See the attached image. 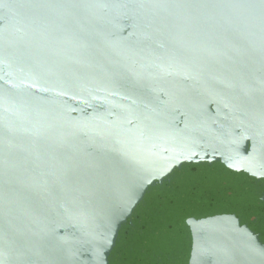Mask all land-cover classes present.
Here are the masks:
<instances>
[{"label":"water","instance_id":"95a60500","mask_svg":"<svg viewBox=\"0 0 264 264\" xmlns=\"http://www.w3.org/2000/svg\"><path fill=\"white\" fill-rule=\"evenodd\" d=\"M0 264H264V0H0Z\"/></svg>","mask_w":264,"mask_h":264}]
</instances>
